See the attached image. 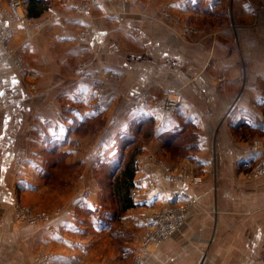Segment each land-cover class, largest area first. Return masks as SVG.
Masks as SVG:
<instances>
[{
    "label": "crops",
    "instance_id": "crops-1",
    "mask_svg": "<svg viewBox=\"0 0 264 264\" xmlns=\"http://www.w3.org/2000/svg\"><path fill=\"white\" fill-rule=\"evenodd\" d=\"M85 1L50 0L48 10L34 18H49L48 25L37 29L30 18L28 25L20 24L12 0H0V30L13 32V52L0 44V169L24 147L23 184L42 185L32 173L43 169L46 154L67 151L66 162L75 164L82 155L71 152L68 144L76 129L97 118L112 119L110 127L93 133L95 147L85 164L93 165L119 140L141 142L135 158L136 206L129 217L142 215L148 232L156 209L161 202L174 203L175 191L199 199L188 220L154 249L147 264H264V176L244 179L237 164L264 153L232 130L246 122L264 131V0H108L83 8ZM185 14L192 25L182 18ZM199 16L203 20L196 23ZM86 28L91 30L88 40L79 32ZM78 33L74 41L68 38ZM21 68L33 75L31 82L25 84ZM217 68L227 78L223 89L215 82ZM100 80L107 88L99 91ZM165 89L179 90L182 98L172 112L153 107V97ZM235 96L231 120L220 125L222 111ZM142 97L148 100L137 110ZM180 114L196 128L203 182L189 187L163 182L151 188L150 180L170 165L167 145ZM76 139L83 144L86 137ZM46 192L39 189L30 200H65L56 196L47 201ZM5 214L0 210V220ZM43 225L29 230L40 233ZM65 225L82 231L76 222ZM40 238L52 237L42 232ZM5 249L0 246V264H36L23 259L16 246L5 258ZM110 255L108 264H119ZM51 264L73 261L61 253Z\"/></svg>",
    "mask_w": 264,
    "mask_h": 264
},
{
    "label": "rangeland",
    "instance_id": "rangeland-1",
    "mask_svg": "<svg viewBox=\"0 0 264 264\" xmlns=\"http://www.w3.org/2000/svg\"><path fill=\"white\" fill-rule=\"evenodd\" d=\"M11 5L14 12L18 15L20 24L28 25L29 19L25 12V0H12ZM187 16L188 14H185L182 18H185L187 24L192 25L191 17ZM196 19H198L196 23H200L203 17L199 16ZM30 20L31 27L37 29L48 25L49 22V18ZM89 30V28H86L79 31L80 35H88V40L91 32ZM12 36V29L8 27L1 28L0 44H3L9 53L13 52V47L10 44ZM69 37H72L70 40L74 41L76 38H79V33L76 36L70 35ZM20 73L24 82L32 81L33 75L29 71H26L25 68H21ZM214 74L217 86L223 89L227 84L225 73L220 68H217ZM95 75H97V71ZM106 88V85L104 88L98 86L99 91ZM174 91L173 89L162 90L159 96L153 97L154 104L157 100L165 99L166 92H168L170 98L179 99L180 104L182 98L178 92L179 90ZM29 93L32 94V87H29ZM238 98V96H235L230 106L222 111L223 114L219 121L220 125L227 126L225 122L227 123L231 120L235 111V108H232L234 106L232 103ZM154 104L153 107L155 108ZM179 104L172 110H175ZM172 110L169 111L172 112ZM262 111H264V107ZM179 116L180 124L176 127L178 128L177 132L173 133L174 136L171 142L173 145L168 150L171 159V167L170 165L168 166V172L176 175H190L188 187L199 185V183L203 182L204 178L201 174L202 166L198 158H196L199 148L198 135L195 131L196 128H193L191 123H189L188 117L181 114ZM110 121L112 119L97 118L96 120H90L87 124L85 122L84 125L76 129L77 134L74 137L75 140L72 138L68 144L71 152L82 155V158H78L75 164L71 165L69 162H66L70 156V153L67 151L59 150V152L53 154H46L43 169L32 173V178H34L35 182L42 180V185H37L38 183L34 185L33 183L35 188L33 186L29 188L23 184L27 181L24 162L28 157L26 148L24 147L17 148V156L11 157L10 166H7L8 170L7 167L0 169V210L2 214L3 212L6 213L2 215L0 220V246L5 247V250H7L3 254L5 258L11 255L10 251H14V247L16 246L23 259L28 258L36 264H51L53 260L61 256V253L69 256L73 264H108L109 259L114 257L110 255L111 252L115 254L118 259L117 263L119 264H136L139 259L143 260V264H147V260L151 257L154 249L174 235L181 227L176 229L171 236L158 245L148 247V232L153 226L147 232L148 224L142 219V215H139L142 218L136 216L129 217L127 215L128 211H119L120 208L113 194V183L117 175L124 169L128 161H130L129 159L132 157L134 159L136 158L141 142L119 140L115 143L113 149L106 150L103 156L98 155L96 157L97 162H94L93 165L86 166V156L91 152V148L95 147L93 146V133L97 130L102 131L110 127ZM245 123H237L232 129L234 134L241 141L251 145L254 151L261 152L257 149V143H260L263 146L262 152L264 153V131H260L261 129L254 130L250 125ZM82 135L86 137L83 144L80 140L76 139L77 136ZM76 143L79 146L76 147ZM104 156L106 158L103 162L98 161L100 157ZM263 158L264 155L259 159L252 158L249 162H238V167H240L238 168L239 176L244 179H260L263 177L264 174H253L252 171ZM1 161L2 159H0V163ZM251 164L255 165L251 167ZM227 176L230 177L229 173ZM12 184L13 186L11 187ZM39 189L49 191L46 192L48 193L47 196H44L46 200L51 197L54 199L56 196H62L65 200H54L53 202L30 200L33 197L31 195L35 194ZM84 191L90 192V198H83ZM137 192H133V196ZM184 192L196 199V202L191 204L185 213V219L188 220L187 218L191 209L197 205L199 199L195 194L188 193L187 191ZM3 199L8 200L7 203ZM175 200L173 202L177 201ZM160 204L161 206L156 209L157 212H153H156V218L166 208L172 206V204L169 205L165 202H161ZM22 213H28L30 216L45 214V216L34 222H28L20 218L19 214ZM152 215L151 213L149 214L150 217ZM72 217H75L76 221H73ZM63 220L69 222H65L66 224L76 222L82 231H73L71 225H65ZM141 222H144L145 225L138 226ZM40 223H45L43 230L41 227L38 229L40 233H34V229L32 231L29 230L31 227L37 226ZM58 231L60 235L57 233ZM42 232L45 235L49 233V236L52 238H47L48 240L45 241V238H40ZM58 240L59 242H57ZM35 241L36 243L34 245ZM62 241H65L66 244ZM24 245L25 247L28 245V247L26 248V252L22 254L21 248Z\"/></svg>",
    "mask_w": 264,
    "mask_h": 264
},
{
    "label": "built area",
    "instance_id": "built-area-1",
    "mask_svg": "<svg viewBox=\"0 0 264 264\" xmlns=\"http://www.w3.org/2000/svg\"><path fill=\"white\" fill-rule=\"evenodd\" d=\"M27 0H25L26 2ZM102 1H108V0H86L84 2V7L93 6V4H98ZM82 38H86V35H81ZM69 39H72V37H68ZM108 73V72H107ZM109 75V73L107 74ZM98 86L101 88L105 87L104 81L100 80L98 82ZM166 98L162 100H157V102H153L155 109L159 110L161 112H167L169 110H172L179 104V99L170 98L168 92H166ZM148 100L142 97V99H137V103L135 104L134 108L139 109L142 105V103L146 102ZM79 146L78 143H76V147ZM257 149L260 151H263V146L260 143H257ZM255 164H251V167ZM253 174H264V158L258 162V164L252 169ZM180 182L183 185L188 186V183L190 181V175H176L171 174L168 172V168L166 166L163 167V173L162 175H158L154 178H152L149 182V185L151 188H156L163 182L166 183H173V182ZM133 192L136 190L133 188ZM132 192V193H133ZM174 197L176 198V202L172 203L171 207L166 208L163 212L159 214V216L155 219V224L153 228L148 232L147 237V245L148 247H152L153 245H158L163 240L168 238L172 235L178 229L186 220L185 219V213L190 207L191 204H194L196 202V199L189 196L184 191H175ZM83 198H90V192L84 191ZM20 218H23L24 220L28 222H34L42 217L45 216V214H38L35 216H30L28 213H22L19 214ZM136 264H143V260L139 259V261Z\"/></svg>",
    "mask_w": 264,
    "mask_h": 264
},
{
    "label": "trees",
    "instance_id": "trees-1",
    "mask_svg": "<svg viewBox=\"0 0 264 264\" xmlns=\"http://www.w3.org/2000/svg\"><path fill=\"white\" fill-rule=\"evenodd\" d=\"M26 5V13L28 18L34 19L41 17L45 11L50 7L49 0H27L25 2ZM178 128L173 130L177 132ZM172 142V141H171ZM171 142L167 145V149L171 148ZM127 165L124 169L117 175L113 183V191L114 198L120 208V212H127L131 208L135 207L134 199H133V188L135 185V177H136V160L134 157L129 159Z\"/></svg>",
    "mask_w": 264,
    "mask_h": 264
}]
</instances>
